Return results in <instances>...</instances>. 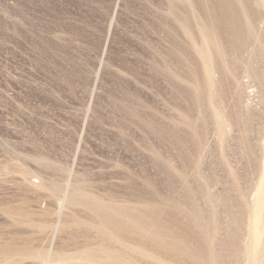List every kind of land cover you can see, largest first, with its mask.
Wrapping results in <instances>:
<instances>
[{
	"label": "rangeland",
	"instance_id": "374dc122",
	"mask_svg": "<svg viewBox=\"0 0 264 264\" xmlns=\"http://www.w3.org/2000/svg\"><path fill=\"white\" fill-rule=\"evenodd\" d=\"M260 21L259 0H0V264H264ZM71 185L146 233L102 232L53 199Z\"/></svg>",
	"mask_w": 264,
	"mask_h": 264
},
{
	"label": "bare ground",
	"instance_id": "6f19581e",
	"mask_svg": "<svg viewBox=\"0 0 264 264\" xmlns=\"http://www.w3.org/2000/svg\"><path fill=\"white\" fill-rule=\"evenodd\" d=\"M256 2V1H255ZM258 4V3H257ZM259 5H261L263 8H264V0H259ZM252 17V16H251ZM261 19V18H260ZM259 31H264V21H260L259 24ZM259 37V36H258ZM260 40V41H259ZM259 42H261V36L259 37ZM260 49L264 50V45H263V42H261L260 44ZM262 53V51H261ZM262 73V72H261ZM123 176V175H122ZM29 178V177H28ZM27 179V178H26ZM28 182H30L32 185H36V186H45L46 184H44L43 182L40 184V185H37L33 182L32 179H29L27 180ZM41 181V180H40ZM84 181V180H83ZM263 183V181H261ZM262 185H260V188L258 193H259V200L257 201V205L258 207H260V212L258 210V215L256 216L255 220L251 219V222L252 220L256 222L255 225H251V229L253 230V236L251 234V237H250V234H248V237L250 238H255L256 240H258V242H261L262 240H264V204H263V200H262V196L264 195V191L262 189ZM31 186V185H29ZM264 186V185H263ZM259 188V187H258ZM42 189V188H40ZM84 189V188H83ZM82 189V190H83ZM49 190V189H48ZM80 188L77 187V185H71L68 189H64V188H59V189H55L54 191L50 190L52 193H54L53 195V199H54V196L56 195V199H58V201H60V197H62V193H65L66 194V197H65V201H67V203L70 205V206H80V207H84L86 208L87 210H89L92 214H93V218H95V222H93V224L95 223V227L96 224L98 225L99 229L105 233H108L111 237H113L114 239H118L117 237H115V230L118 229L120 226H123V227H126V225L132 223V224H135L137 227L140 226L142 227V229H146L145 225H143V222L141 221V219L138 218L137 214L135 215L132 210L125 204V205H117L115 202H105L104 200L100 199V198H97V197H92L90 198L91 196L88 194V193H85V191H82ZM90 193V192H89ZM257 193V194H258ZM51 195V193H50ZM92 195V194H91ZM97 195V194H96ZM255 196V195H254ZM48 197V196H46ZM254 198V197H253ZM50 199H52L50 197ZM258 199V198H257ZM118 202V201H117ZM254 203V202H253ZM57 204V203H56ZM124 204V203H123ZM257 208V207H256ZM253 217V216H252ZM92 222V221H91ZM32 223V222H31ZM90 226V224H89ZM134 226V227H136ZM150 226V225H149ZM147 226V227H149ZM153 226V225H152ZM151 226V227H152ZM163 226V225H162ZM52 227V226H51ZM250 227V226H249ZM122 228V227H120ZM220 228V227H219ZM142 230V231H143ZM148 230V229H147ZM207 230V229H206ZM152 231V230H151ZM217 231V229H216ZM250 231V230H249ZM121 232V231H120ZM123 232V231H122ZM125 232V231H124ZM129 232V231H128ZM145 232V230L143 231ZM168 232V231H167ZM211 232H213L211 230ZM115 233V234H114ZM130 233V232H129ZM136 233V232H135ZM146 233V232H145ZM222 233V232H221ZM206 234V233H204ZM107 235V234H106ZM117 235V234H116ZM159 235V234H158ZM212 234H210L211 236ZM146 236V235H145ZM213 236V235H212ZM105 237V236H103ZM154 237V236H153ZM204 237V236H203ZM206 237V236H205ZM112 239V238H111ZM140 239V238H139ZM207 240V239H206ZM212 240V239H211ZM255 240V241H256ZM248 241V240H247ZM216 242V241H215ZM250 242V240H249ZM253 242V241H252ZM250 245V244H249ZM253 245V244H251ZM250 245V246H251ZM255 245V244H254ZM256 245H258L256 243ZM262 245V244H261ZM260 245V246H261ZM245 247V246H244ZM249 247V246H247ZM262 247V251L264 253V244ZM257 248V247H256ZM261 248L259 247L258 250H260ZM250 247L249 249L247 250V253H250ZM252 250V249H251ZM48 252V251H47ZM254 252H256L254 250ZM105 253V252H104ZM241 253V252H240ZM58 252L51 249L49 251V253H47V257L49 259H54L55 256H57ZM106 254V257H102V255H97L95 257H92L91 260H94L95 262L94 263H99V261H103L104 259H108L110 258L109 255L107 256V253ZM219 254V253H218ZM236 254V253H235ZM261 254V253H260ZM251 255V254H250ZM249 255V256H250ZM257 255V254H256ZM260 256V255H259ZM264 256V254L262 255V257ZM54 257V258H53ZM114 257V256H113ZM129 257V256H128ZM217 258V257H216ZM214 258V259H216ZM259 258V257H258ZM112 259V258H111ZM213 259V258H212ZM246 259V258H245ZM255 259H257L255 257ZM113 260V259H112ZM218 260V259H217ZM221 260V259H220ZM114 261V260H113ZM122 261V260H121ZM215 261V260H214ZM257 261V260H256ZM108 262V260H107ZM115 262V261H114ZM110 263V262H109ZM244 263V262H243ZM264 263V261H263ZM112 264V263H110ZM121 264V263H120ZM248 264V263H247ZM254 264V263H253ZM256 264V263H255Z\"/></svg>",
	"mask_w": 264,
	"mask_h": 264
}]
</instances>
